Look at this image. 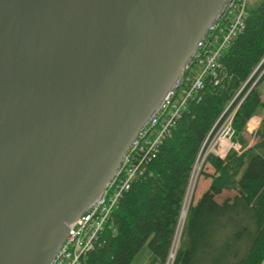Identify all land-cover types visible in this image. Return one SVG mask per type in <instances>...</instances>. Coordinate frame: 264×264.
<instances>
[{"label": "water", "instance_id": "95a60500", "mask_svg": "<svg viewBox=\"0 0 264 264\" xmlns=\"http://www.w3.org/2000/svg\"><path fill=\"white\" fill-rule=\"evenodd\" d=\"M229 0H0V264H52Z\"/></svg>", "mask_w": 264, "mask_h": 264}, {"label": "trees", "instance_id": "16d2710c", "mask_svg": "<svg viewBox=\"0 0 264 264\" xmlns=\"http://www.w3.org/2000/svg\"><path fill=\"white\" fill-rule=\"evenodd\" d=\"M219 80L215 85L205 77L146 174L123 196L87 264H131L145 245L148 264L166 263L203 143L225 110L239 104L234 142L243 151L208 158L214 173L206 174L208 188L189 207L174 264H264V0L249 5L244 31L223 55ZM260 113L257 142L248 147L247 125ZM224 192L235 195L219 203Z\"/></svg>", "mask_w": 264, "mask_h": 264}, {"label": "built area", "instance_id": "2783aa9c", "mask_svg": "<svg viewBox=\"0 0 264 264\" xmlns=\"http://www.w3.org/2000/svg\"><path fill=\"white\" fill-rule=\"evenodd\" d=\"M249 1H228L166 95L162 106L133 140L132 146L123 156L101 197L81 214L73 227L69 225L70 231L52 264H87L88 255L100 245L102 234L113 213L119 208L123 196L146 174L149 164L157 157L161 146L172 136L173 129L183 116L188 103L203 89L205 77L211 76L215 85L219 84L223 55L245 29ZM262 75L263 72L259 74L253 86ZM239 105L233 111H228L230 105L207 136L194 165L190 183L195 174L201 172L211 155L224 159L232 149L239 151L238 145L232 143L235 136L234 117ZM249 125L251 132L258 126L255 119ZM185 211L186 207L183 206L180 223ZM182 231L183 229L176 231L165 264H174L178 250L176 244L180 242Z\"/></svg>", "mask_w": 264, "mask_h": 264}, {"label": "rangeland", "instance_id": "374dc122", "mask_svg": "<svg viewBox=\"0 0 264 264\" xmlns=\"http://www.w3.org/2000/svg\"><path fill=\"white\" fill-rule=\"evenodd\" d=\"M259 1L260 0H250L249 4L250 6H255ZM260 90L262 92L263 101H264V82L260 85ZM262 117H263L262 113L255 115L249 121L247 125L246 135H247V140L249 143L248 147L253 146L257 142V131L259 130L261 126L262 119H263ZM253 119L257 121L258 126L256 125V128L254 129V131L251 132V126L249 124ZM232 143L234 145H238L237 146V148H239L238 152L241 153L243 151L241 144L239 145L235 143L234 141ZM208 173L213 174L214 170L207 162H205V164L202 167L201 172L199 174L196 173L193 179L191 180V183H189L190 184L189 190H188L187 196L185 198V203H184V206L186 208L189 209L190 205L192 203L194 204L200 198V196L204 193L206 188L208 187V184L210 182V180L206 176V174ZM234 195H235L234 192H224L222 195L218 196L216 200L219 203H222L226 198L233 197ZM187 213H188V210H187ZM183 225L184 224H181V223L178 224L177 230H179V232L183 229ZM176 245L179 246V243L177 242ZM150 256H151L150 249L148 245H145L143 249L137 254V256L135 257V259L133 260L131 264H148L150 260Z\"/></svg>", "mask_w": 264, "mask_h": 264}, {"label": "bare ground", "instance_id": "6f19581e", "mask_svg": "<svg viewBox=\"0 0 264 264\" xmlns=\"http://www.w3.org/2000/svg\"><path fill=\"white\" fill-rule=\"evenodd\" d=\"M187 210H188V208H186V211L184 212V214L182 216L181 224H183V222L186 221V217H187L186 212H187Z\"/></svg>", "mask_w": 264, "mask_h": 264}, {"label": "crops", "instance_id": "0c3cea01", "mask_svg": "<svg viewBox=\"0 0 264 264\" xmlns=\"http://www.w3.org/2000/svg\"><path fill=\"white\" fill-rule=\"evenodd\" d=\"M209 183H210V182H209ZM208 186H209V184H208ZM207 188H208V187H207ZM207 188H206V189H207Z\"/></svg>", "mask_w": 264, "mask_h": 264}]
</instances>
